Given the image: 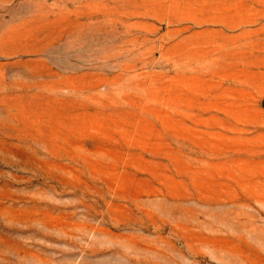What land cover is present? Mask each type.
I'll use <instances>...</instances> for the list:
<instances>
[{
    "label": "rangeland",
    "instance_id": "1",
    "mask_svg": "<svg viewBox=\"0 0 264 264\" xmlns=\"http://www.w3.org/2000/svg\"><path fill=\"white\" fill-rule=\"evenodd\" d=\"M0 264H264V0H0Z\"/></svg>",
    "mask_w": 264,
    "mask_h": 264
}]
</instances>
